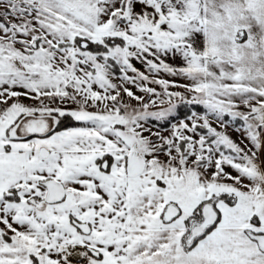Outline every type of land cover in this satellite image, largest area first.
Here are the masks:
<instances>
[{
    "label": "snow or ice",
    "instance_id": "1",
    "mask_svg": "<svg viewBox=\"0 0 264 264\" xmlns=\"http://www.w3.org/2000/svg\"><path fill=\"white\" fill-rule=\"evenodd\" d=\"M0 264H264V0H0Z\"/></svg>",
    "mask_w": 264,
    "mask_h": 264
}]
</instances>
